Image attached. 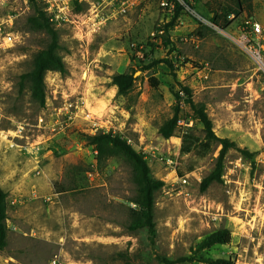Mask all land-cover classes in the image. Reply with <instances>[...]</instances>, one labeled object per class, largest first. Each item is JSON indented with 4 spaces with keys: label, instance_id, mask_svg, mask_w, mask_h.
<instances>
[{
    "label": "rangeland",
    "instance_id": "374dc122",
    "mask_svg": "<svg viewBox=\"0 0 264 264\" xmlns=\"http://www.w3.org/2000/svg\"><path fill=\"white\" fill-rule=\"evenodd\" d=\"M172 1L84 0L74 24H52L65 72L46 75L45 106L22 76L50 38L30 26V0L0 1V20L15 17L17 37L0 50V187L11 206L0 264H162L159 258L189 255L221 230L232 242L212 248L210 258L264 264V73L245 29L261 25L264 52V0H193V9L179 0L185 11L177 20ZM231 10L238 15L230 26L216 27L213 18ZM118 74L136 78L126 96L113 85ZM185 88L217 138L236 144L221 181L206 190L222 147L204 146ZM177 95L183 125L166 140L159 131L173 118ZM101 132L128 142L153 179L165 182L155 193L154 244L147 230H129L137 211L131 165L120 156L99 163L88 144ZM188 132L200 143L182 155ZM161 158L176 161V172Z\"/></svg>",
    "mask_w": 264,
    "mask_h": 264
},
{
    "label": "trees",
    "instance_id": "16d2710c",
    "mask_svg": "<svg viewBox=\"0 0 264 264\" xmlns=\"http://www.w3.org/2000/svg\"><path fill=\"white\" fill-rule=\"evenodd\" d=\"M193 0H181L187 7L193 9ZM35 10V16L29 19L30 26L36 30L45 32L50 38L49 46L41 51L35 58L33 69L28 74L22 76V82L30 85L32 98L38 102L41 106H45L46 103V75L49 72H65V65L62 58L58 55L60 48L59 33L56 28L50 23L43 6L38 0H30ZM179 0H173L172 3L175 5V20L185 11V7ZM231 15H238L237 12L231 10L225 16H219L218 14L213 18V23L216 27L221 30H226L231 21L229 17ZM175 27L174 22L170 26ZM169 28L164 27L163 29L157 30L158 33H168ZM167 63V62H158ZM136 78L133 74H118L113 77V85L118 88V94L120 96H126L132 90L135 84ZM151 83L154 87H158V81L152 79ZM189 99L187 103L191 106L195 119L198 123L203 124L207 141L204 146L208 150L211 149L214 142H219L221 145V151L218 158V163L215 171L202 183L203 190H206L213 182L221 181L224 160L228 153L232 149H236V144L228 139L217 138L213 122L209 118L206 109L204 107H198L192 101V92L190 89L185 88ZM178 104L175 108V113L172 119L167 121L160 128V135L166 139L177 138V133L181 130L179 126L180 121V105L184 98L177 95ZM88 144L94 147L97 152V160L102 163L109 157H122L132 167L133 179L137 188V197L134 200L137 205V211H135L132 223L129 226L130 231L147 230L149 233L150 241L152 244L155 243L157 236L156 223L154 218L155 211V193L161 190L165 186V182L154 180L151 175V169L147 161L130 145L128 142L123 140L120 136L109 132H101L96 135L87 136ZM200 143V140L192 134L185 133L182 136L181 154H190L196 146ZM246 156H251L250 153L243 151ZM183 176L182 174H179ZM11 206L8 201V194L0 187V252L4 251L8 246V227L7 220ZM232 242L231 233L228 230L218 231L207 239L199 243L195 248L192 249L191 254L177 258L168 259L165 257L159 258L162 264H236L231 260L218 259L214 260L209 257V252L212 248L217 246L230 245Z\"/></svg>",
    "mask_w": 264,
    "mask_h": 264
},
{
    "label": "built area",
    "instance_id": "2783aa9c",
    "mask_svg": "<svg viewBox=\"0 0 264 264\" xmlns=\"http://www.w3.org/2000/svg\"><path fill=\"white\" fill-rule=\"evenodd\" d=\"M2 1V0H0ZM43 6L44 11L51 24L57 28H62L69 23L74 24V17L78 16L76 12V6L83 3L84 0H38ZM73 20V21H72ZM15 17H9L7 21L0 20V50H4L7 47L13 46L16 43V35L12 32L15 26ZM246 30L250 31V36H254L256 39L249 41V49L253 54L254 59L260 67V70L264 73V52L262 51V38L263 29L260 24L247 22L245 26ZM183 124L179 121V126ZM156 158V156L154 155ZM162 162H165L166 166L173 169L176 172L178 163L168 158H161ZM56 264L57 261H54Z\"/></svg>",
    "mask_w": 264,
    "mask_h": 264
}]
</instances>
